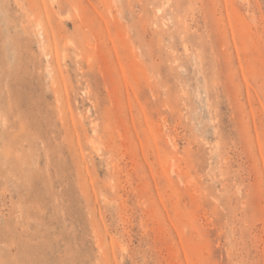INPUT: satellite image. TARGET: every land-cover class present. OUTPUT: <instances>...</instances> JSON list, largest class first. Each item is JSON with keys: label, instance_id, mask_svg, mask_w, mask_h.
<instances>
[{"label": "rangeland", "instance_id": "374dc122", "mask_svg": "<svg viewBox=\"0 0 264 264\" xmlns=\"http://www.w3.org/2000/svg\"><path fill=\"white\" fill-rule=\"evenodd\" d=\"M0 264H264V0H0Z\"/></svg>", "mask_w": 264, "mask_h": 264}, {"label": "bare ground", "instance_id": "6f19581e", "mask_svg": "<svg viewBox=\"0 0 264 264\" xmlns=\"http://www.w3.org/2000/svg\"><path fill=\"white\" fill-rule=\"evenodd\" d=\"M40 38H41V36H40ZM41 44H42V43H41ZM89 142L91 143V141H89ZM90 143H89V144H90Z\"/></svg>", "mask_w": 264, "mask_h": 264}]
</instances>
